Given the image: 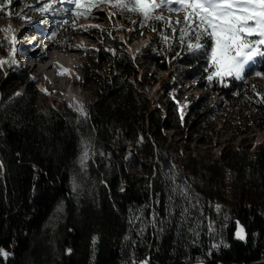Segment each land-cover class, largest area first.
<instances>
[{
    "label": "trees",
    "instance_id": "obj_1",
    "mask_svg": "<svg viewBox=\"0 0 264 264\" xmlns=\"http://www.w3.org/2000/svg\"><path fill=\"white\" fill-rule=\"evenodd\" d=\"M26 5L43 6L42 0H15L4 13L25 9V18L36 16L32 24L43 40L54 48H72L79 31L70 26V12L41 16ZM97 8L92 9V16ZM62 19L70 24L55 23ZM42 22L48 25L43 27ZM144 29L151 31L148 26ZM53 31L56 35L48 39ZM151 32L152 41L142 58L164 69L169 61L182 65L227 104L244 105L251 114L264 111L255 94L264 93V88L255 87L253 80L255 72L264 73V58H257L246 69L244 81L227 78L229 87L215 80L209 84L205 69L210 47L206 52L188 53L171 41L173 48L168 51L157 33ZM114 50L119 55L103 50L97 55L121 70L131 71L128 53ZM23 81L26 76L15 72L0 79V248L11 253L7 259L0 258V264H138L145 259L150 264H186L214 257L238 264L264 261V145L254 152L249 145L227 148L218 158L188 150L179 153L167 144L162 132L172 126L169 119L159 108H150L140 91L141 84L121 80L119 75L107 78L113 89L89 105L86 123L79 121L77 112L63 107L40 109L29 90L16 95ZM174 117L179 121L177 114ZM255 121L264 128L263 115ZM89 135L94 137L95 150L109 153L110 159L99 155L89 159L88 178L75 192L70 184L71 165ZM140 136L143 143L138 141ZM172 164L178 168L176 183H187L199 196V208L192 209L183 226L179 208L174 209L173 216L167 215L171 205L165 174ZM60 202H65V212L51 226L49 217ZM176 203L184 201L176 197ZM217 205L222 211L217 212ZM140 208L146 219L156 209L165 222L171 223L163 232L149 226L140 234L133 221V213ZM237 221L246 229V242L234 239ZM93 237H98L95 245ZM213 244L220 247L209 255ZM69 248L71 254L66 252Z\"/></svg>",
    "mask_w": 264,
    "mask_h": 264
},
{
    "label": "rangeland",
    "instance_id": "obj_2",
    "mask_svg": "<svg viewBox=\"0 0 264 264\" xmlns=\"http://www.w3.org/2000/svg\"><path fill=\"white\" fill-rule=\"evenodd\" d=\"M109 12L113 13L112 18H109ZM163 14L171 19L183 17L182 13L176 15L167 10ZM34 19H37L35 15L16 20L0 14V41L5 36H16L18 61V66L5 64L0 69V79L12 72L26 76V81L19 83L16 93L29 90L34 94L40 109L63 107L73 112L79 104H84L88 111L89 105L95 103L102 93L106 94L113 89L108 85L107 78L119 75L121 80L129 79L141 84L140 91L150 108H159L163 117L169 119L172 126L163 128L162 132L167 144L179 153L188 150L194 154L218 158L227 148L249 145V150L254 152L264 145V128L255 121L256 117L264 116V111L251 114L244 105L227 104L219 95L206 89L198 76H190L182 65L169 61L164 69L142 58L147 45L152 41L153 33L128 22L108 5L100 6L96 15L78 22L80 31L72 40V48L67 50L54 48L43 40L35 31L32 24ZM47 25V22H42L43 27ZM89 25H99V28L84 31ZM155 27L161 30L163 25L156 23ZM6 28L10 32H5ZM108 49L126 51L131 57V71L121 70L97 55L101 50ZM60 50L73 57L69 61L57 58L53 61L56 63L51 65V54ZM11 53L12 47L7 43L0 46V59L9 60ZM68 72L74 75L71 81ZM253 80L255 87L264 88V79L255 77ZM255 94L259 99L260 92L255 91ZM175 114L179 121L173 118ZM171 117L175 120L172 121ZM83 147L91 149L93 145L84 143ZM79 156L71 165V188L73 190V182L80 186L75 192L82 189L88 178V162L87 169H82ZM58 208L63 210L57 211ZM64 212L65 202H60L52 211L48 224L55 226ZM238 222L244 227L242 222Z\"/></svg>",
    "mask_w": 264,
    "mask_h": 264
},
{
    "label": "snow or ice",
    "instance_id": "obj_3",
    "mask_svg": "<svg viewBox=\"0 0 264 264\" xmlns=\"http://www.w3.org/2000/svg\"><path fill=\"white\" fill-rule=\"evenodd\" d=\"M15 0H0V14L17 19H25V9H20L18 12L9 11L4 13V8L13 4ZM42 7H32L26 5V8L39 13L41 16L51 13L52 15H65L71 13V24L68 19L56 21L58 26H70L77 31V22L79 19L92 16V9L99 7L101 4L108 5L114 9L116 14L135 24L138 28L149 27V30L157 33L163 44L167 46V50L171 51L173 45L171 41L181 46L188 53L206 52L210 47V53H206L208 57V68L205 71L208 73L206 80L211 84L214 80L223 87H229L228 79L232 78L236 81H244L246 79V69L254 64L257 58H264V0H42ZM68 4L72 8L55 6ZM176 15L183 14L182 19H171L170 16L164 15V11ZM109 18H112L113 13H108ZM133 16L140 17L139 20H133ZM28 22L31 23L29 20ZM163 25L161 30H158L154 24ZM99 28V25H89L84 28V31H91ZM118 30V29H116ZM5 32H10V29H4ZM133 32L132 29H127ZM56 33L53 31L48 39H52ZM210 42V43H209ZM5 43L12 47V53L9 60L0 59V69L5 64L10 66H18L16 59V44L17 38L14 34L5 36L3 41H0V46ZM87 51V50H85ZM112 55H119L115 50L108 49ZM179 55V53H176ZM135 59V58H133ZM211 69V71H209ZM255 75L264 78V73L259 71ZM44 91V90H42ZM16 95H20L19 92ZM260 98L256 100L257 104H264V93H260ZM71 107V106H70ZM78 113V119L82 123H86L89 114L86 110V105L79 104L74 109ZM138 141L143 143L144 137H138ZM94 145V137L88 136L86 141H82L79 163L82 169H87L89 159H94L95 155L110 159V154L102 151L97 152L95 148L88 149L83 147V144ZM131 153L126 159L130 158ZM3 167L0 162V168ZM162 170V166H161ZM169 182V204L167 215L173 216L174 209L179 208V216L181 226L183 222L190 216L192 209L199 208V196L193 193L190 185L187 183H176L179 180L178 168L172 164L169 166L168 173L165 174ZM100 183L104 184L105 181ZM80 186L73 182V191H76ZM125 189L120 188L123 192ZM176 197L184 201L183 204L176 203ZM157 204L159 200L155 201ZM58 208L57 211H62ZM217 212L222 211L220 206H216ZM227 219L228 217H224ZM133 221L139 226L140 234H143L149 226L157 229L159 232L165 230L166 224L160 217L156 209H152L151 218L146 219L144 209H137L133 213ZM236 223L234 239L246 242L248 234L246 229ZM212 228V225H209ZM195 234V233H194ZM128 239V237H125ZM98 237H93L92 243L95 245ZM226 246V245H225ZM220 245L213 244L210 246L209 255L212 250L219 248ZM67 254H71L72 249L66 250ZM11 253L3 248H0V258L7 259ZM138 264H150L149 259L138 262Z\"/></svg>",
    "mask_w": 264,
    "mask_h": 264
},
{
    "label": "water",
    "instance_id": "obj_4",
    "mask_svg": "<svg viewBox=\"0 0 264 264\" xmlns=\"http://www.w3.org/2000/svg\"><path fill=\"white\" fill-rule=\"evenodd\" d=\"M212 263H219V264H238L231 261H226L220 257H214L205 261H199L194 263H186V264H212ZM243 264H264V261H255V262H249V263H243Z\"/></svg>",
    "mask_w": 264,
    "mask_h": 264
},
{
    "label": "bare ground",
    "instance_id": "obj_5",
    "mask_svg": "<svg viewBox=\"0 0 264 264\" xmlns=\"http://www.w3.org/2000/svg\"><path fill=\"white\" fill-rule=\"evenodd\" d=\"M84 21V20H83ZM73 56H72V54H70V53H66V52H61V51H58V52H54V53H52L51 54V65H52V63L54 64V63H56V62H53L54 60H56L57 58H61V60L62 59H64V60H71V58H72ZM68 77H69V80L71 81L73 78H74V75H73V73L72 72H68ZM67 101L68 100H70L69 98H67V97H64Z\"/></svg>",
    "mask_w": 264,
    "mask_h": 264
}]
</instances>
